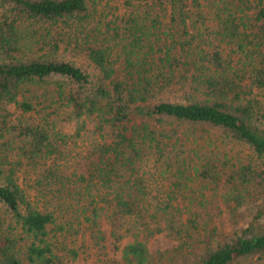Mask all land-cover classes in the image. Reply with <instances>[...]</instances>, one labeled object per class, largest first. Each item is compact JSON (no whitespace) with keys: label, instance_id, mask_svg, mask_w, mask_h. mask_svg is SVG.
Here are the masks:
<instances>
[{"label":"trees","instance_id":"obj_1","mask_svg":"<svg viewBox=\"0 0 264 264\" xmlns=\"http://www.w3.org/2000/svg\"><path fill=\"white\" fill-rule=\"evenodd\" d=\"M110 240L264 264V0H0V264Z\"/></svg>","mask_w":264,"mask_h":264},{"label":"rangeland","instance_id":"obj_2","mask_svg":"<svg viewBox=\"0 0 264 264\" xmlns=\"http://www.w3.org/2000/svg\"><path fill=\"white\" fill-rule=\"evenodd\" d=\"M176 242L165 234L158 235L151 241L149 248L150 252L155 255L158 251L166 250L175 246ZM109 254L105 256L101 254L96 248H84L81 249V255L70 264H131L124 260L123 254L119 251H115L111 240L109 242Z\"/></svg>","mask_w":264,"mask_h":264}]
</instances>
